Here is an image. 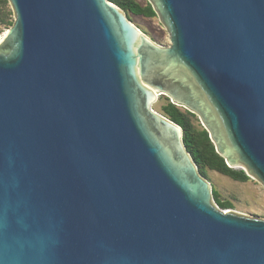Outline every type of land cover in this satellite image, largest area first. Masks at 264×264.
<instances>
[{"label":"water","instance_id":"obj_1","mask_svg":"<svg viewBox=\"0 0 264 264\" xmlns=\"http://www.w3.org/2000/svg\"><path fill=\"white\" fill-rule=\"evenodd\" d=\"M8 1L0 264H264V220L221 210L152 109L264 185V0H149L169 47L108 0Z\"/></svg>","mask_w":264,"mask_h":264},{"label":"rangeland","instance_id":"obj_2","mask_svg":"<svg viewBox=\"0 0 264 264\" xmlns=\"http://www.w3.org/2000/svg\"><path fill=\"white\" fill-rule=\"evenodd\" d=\"M134 1L142 7H146L150 3L149 0ZM128 19L159 46L169 47L171 45L169 33L164 24L160 21L158 15L153 18H148L129 13ZM14 21L15 15L9 1L0 0L1 35L6 33V31L12 27L11 24L14 23ZM168 103H172L171 100L166 96H161L157 102L153 104L152 109L170 119L162 109L163 106L168 105ZM177 107L183 112L188 111L183 107ZM193 116L194 117H191L193 125L198 130L205 129L200 118L197 115ZM235 168V171H244L248 175V170L244 166L236 165ZM203 177L209 181L212 190L218 195L221 202L231 204L227 209L224 210L220 208L221 210L264 220V185L254 176L248 175L249 180L243 183L234 181L227 176L206 169ZM213 202L216 203L214 197Z\"/></svg>","mask_w":264,"mask_h":264},{"label":"trees","instance_id":"obj_3","mask_svg":"<svg viewBox=\"0 0 264 264\" xmlns=\"http://www.w3.org/2000/svg\"><path fill=\"white\" fill-rule=\"evenodd\" d=\"M108 1L121 8L126 13L127 17L129 13L148 18H153L157 15L150 3L146 7H142L134 0ZM12 25L13 23L11 26ZM1 34L2 32L0 30V35ZM162 109L171 121L182 127L184 144L203 176L205 174V170L209 169L227 176L234 181L244 183L249 180L248 175L244 171H235L226 164L225 159L217 153L215 145L211 141L209 133L206 129L198 130L193 125L191 117H194V114L188 111L183 112L172 103H168V105L163 106ZM213 197L219 208L225 210L231 206L230 203L221 202L218 195L214 191Z\"/></svg>","mask_w":264,"mask_h":264},{"label":"bare ground","instance_id":"obj_4","mask_svg":"<svg viewBox=\"0 0 264 264\" xmlns=\"http://www.w3.org/2000/svg\"><path fill=\"white\" fill-rule=\"evenodd\" d=\"M4 34H5V33H4ZM4 34H3V35H4ZM3 35H1V37H2ZM1 37H0V38H1Z\"/></svg>","mask_w":264,"mask_h":264}]
</instances>
